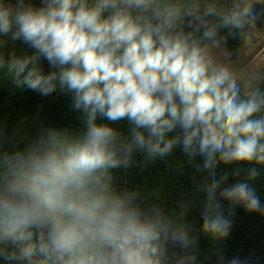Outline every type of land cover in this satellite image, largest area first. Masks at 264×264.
Instances as JSON below:
<instances>
[{
    "label": "clouds",
    "instance_id": "clouds-1",
    "mask_svg": "<svg viewBox=\"0 0 264 264\" xmlns=\"http://www.w3.org/2000/svg\"><path fill=\"white\" fill-rule=\"evenodd\" d=\"M258 25L264 0H0V36L33 49L0 70L70 97L82 122L0 145V264H210L186 210L116 181L178 146L202 174L200 232L227 238L238 206L264 216L259 173L241 166L264 165V70L237 72L228 47Z\"/></svg>",
    "mask_w": 264,
    "mask_h": 264
},
{
    "label": "trees",
    "instance_id": "trees-1",
    "mask_svg": "<svg viewBox=\"0 0 264 264\" xmlns=\"http://www.w3.org/2000/svg\"><path fill=\"white\" fill-rule=\"evenodd\" d=\"M34 2L39 4L40 0ZM263 26L258 25V28ZM0 40L5 41L0 44V55L5 60L13 52L17 55L33 52V49L20 41L13 42L2 36ZM228 47L233 58L237 57L241 50L239 38H230ZM42 68L45 72L51 71L47 61H42ZM81 127L80 115L72 110L70 97L59 92L43 96L26 86L17 87L6 74V69L0 70V145L4 151L23 149L49 129L75 131ZM140 159L136 157L137 164ZM196 162L199 163V158ZM241 166L257 169L259 175L252 183L264 203V165L253 162ZM115 176L119 187H137L145 193L157 192L159 202L166 209L176 212L186 210L184 219L196 230L194 234L198 238L199 252L213 253L210 264H216L215 254H223L227 259L238 257L241 264H264V216L248 213L238 206L227 238L216 241L199 231L202 225V198L196 192V184L200 182L202 174L188 164L179 146L171 156L156 160L147 168L139 165L126 172L116 170ZM234 182L230 178L223 187ZM221 203L227 207V202Z\"/></svg>",
    "mask_w": 264,
    "mask_h": 264
},
{
    "label": "crops",
    "instance_id": "crops-1",
    "mask_svg": "<svg viewBox=\"0 0 264 264\" xmlns=\"http://www.w3.org/2000/svg\"><path fill=\"white\" fill-rule=\"evenodd\" d=\"M221 2H224V0H221ZM260 36L264 37V26L261 29L256 30ZM254 40L252 41L250 46H241V50L240 53L237 57L233 58L235 59L234 61H236L235 63H233V67L237 72L240 71H251L254 69H260V70H264V57H260L259 59H257V62L259 63H255L252 66H249L247 63H244V56H247L248 51H250V47H255V45L253 44ZM247 47V48H246ZM259 55H264V47L259 51Z\"/></svg>",
    "mask_w": 264,
    "mask_h": 264
},
{
    "label": "rangeland",
    "instance_id": "rangeland-1",
    "mask_svg": "<svg viewBox=\"0 0 264 264\" xmlns=\"http://www.w3.org/2000/svg\"><path fill=\"white\" fill-rule=\"evenodd\" d=\"M254 40L253 44L255 47H250V51L246 52L248 53L247 56H244V63L248 64L249 66H252L253 64H257V59L260 57H264V55H259V51L264 47V37L260 36V34L255 31L252 37V41ZM247 48V47H246ZM234 61L233 63H235Z\"/></svg>",
    "mask_w": 264,
    "mask_h": 264
}]
</instances>
